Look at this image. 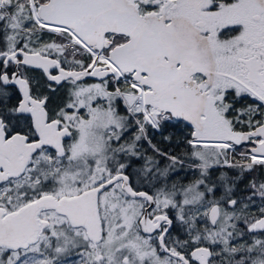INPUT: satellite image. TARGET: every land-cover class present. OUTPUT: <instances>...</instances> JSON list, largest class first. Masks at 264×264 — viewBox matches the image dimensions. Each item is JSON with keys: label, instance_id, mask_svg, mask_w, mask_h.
Segmentation results:
<instances>
[{"label": "snow or ice", "instance_id": "6c2138e0", "mask_svg": "<svg viewBox=\"0 0 264 264\" xmlns=\"http://www.w3.org/2000/svg\"><path fill=\"white\" fill-rule=\"evenodd\" d=\"M0 264H264V0H0Z\"/></svg>", "mask_w": 264, "mask_h": 264}, {"label": "flooded vegetation", "instance_id": "af4514ba", "mask_svg": "<svg viewBox=\"0 0 264 264\" xmlns=\"http://www.w3.org/2000/svg\"><path fill=\"white\" fill-rule=\"evenodd\" d=\"M162 147H167V145L166 144H163V145H161Z\"/></svg>", "mask_w": 264, "mask_h": 264}]
</instances>
